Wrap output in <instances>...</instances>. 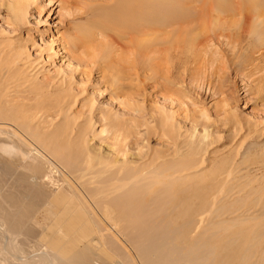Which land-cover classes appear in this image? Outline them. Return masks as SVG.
Segmentation results:
<instances>
[{
	"label": "rangeland",
	"instance_id": "374dc122",
	"mask_svg": "<svg viewBox=\"0 0 264 264\" xmlns=\"http://www.w3.org/2000/svg\"><path fill=\"white\" fill-rule=\"evenodd\" d=\"M13 1L0 0V64L5 65L4 62L9 61L8 58L11 57L10 53L13 54V49L15 51L21 50L22 44L27 41L25 51L31 55L32 59H38L41 51L44 52L43 61L39 65L42 70L41 76L44 74L54 79L70 76L75 82L72 87L75 91L86 86L85 93L87 97L101 107L94 117V131L97 137L91 134V138L94 137L92 144L95 147L100 144L99 147L103 146L102 148L105 150L107 144L104 141L101 142L99 133L107 128L105 119L112 117L110 123L119 128L118 131L120 132L117 133L120 134V139L122 141L126 139V142L131 143L130 154H133L132 157H137L140 150L138 148L146 150L148 144L151 145L152 150H160L166 147V151H170L168 154L171 155L173 154L171 150H174V146L171 149L173 144L169 145L165 140H159L153 136L148 138V134L144 131L147 129V123L152 125L156 120L162 119L165 108L168 111H173L176 114V119L180 121V129L184 137L181 138L183 148L179 149L181 151L179 153L182 154L179 159L181 162H157V164L169 170H174L177 166L184 169L193 167L197 169V173H192L194 177L188 175L175 181L171 191L167 193L161 190L162 184L160 183L157 187L159 191L154 190L152 193L147 192L141 198L140 195H137L138 197L135 196L134 199L121 201V203H125V201L131 200L130 206H133V208H129L125 205L116 210L121 226L127 230V232H124L127 233L128 237L126 238L137 243H150L152 240L148 241L143 236H137L139 232L134 229L135 224H140L138 227L163 228L170 223V226L168 225L170 228L178 226V228L183 229L184 237H186L183 240L185 243L198 242L200 244L199 247H196L199 251L194 252L193 258L201 260L205 264H225L226 262L238 264L241 258L243 260L245 257L246 264L250 262L259 264V260L260 264H263L264 242L259 238L260 234L264 232V220H262V225L260 224L264 214L258 208L250 209V204L260 206V202L264 203V58H257L260 55V52L254 49L257 46V39H253L254 42L246 46L243 51L233 49L226 38H221L220 41H210L207 46L201 47L202 50L198 51L194 62L185 68L180 67L178 71L174 68L169 78V63L166 60H158L157 63L155 61V66L148 62L144 63L138 51L135 54L125 53L126 51L120 45L125 46L128 39L122 38L119 43H114L111 37L102 36L103 31L99 26L101 21L99 23L83 15L85 11H88V7L85 6L86 3H89L90 6L96 3L108 4L109 1L107 0L64 1V3L69 4H61L55 2L56 0H36L30 7L27 21L23 24L19 23L20 27L16 23L13 7H11ZM203 1L200 0L202 3ZM222 17L226 16L222 15ZM120 24L114 20L105 27L109 34H115ZM90 32H92L95 41H86L85 46L73 51L69 56L68 52L65 51L67 41L74 37H82V33L84 36H90ZM85 40L83 39V41ZM262 41V44H264V39ZM99 42H101L103 50L101 57L107 59L100 61V63H98L99 55L93 56L89 50L91 45H99ZM159 57L160 54H157L156 58ZM10 62H12V57ZM80 70L89 72L87 76H90V78L88 77V79L86 75L83 76V72H80ZM5 78L0 72V87L6 81ZM113 87H117L118 95L112 94L111 89ZM68 90L72 91L71 88L60 90L61 96ZM87 97L83 96L85 99ZM15 99L19 100L18 98H12V100ZM111 109L113 111L110 113ZM86 110L87 106L81 108L78 105L74 112L81 115ZM121 128L124 132L121 131ZM109 129L111 130L109 135L112 137L117 128L110 127ZM51 135L56 141L57 137ZM207 135L209 136L207 137ZM54 140H52L53 145L49 147L52 148V152L60 147L62 153L55 152L57 155L65 154L66 159L72 161L81 154L82 150L80 148L76 149L77 145H71L73 147H70L66 144L67 141H63L58 146ZM106 141L109 144L114 143L111 140ZM94 152H97V149ZM201 157H204L206 162H183V159L190 160L191 158L198 159ZM29 158V153L26 154L25 159L22 158L19 161L16 158L7 156L0 144V192L11 191L12 185L9 184L11 174L4 171L7 166L15 175L22 176L24 174L25 176H34L41 179H47L46 175L50 170L55 179H61L59 181L61 184L64 178L61 173L62 168L66 169L71 163L68 161L55 162L57 165L54 164V167L49 165L48 168L46 164L41 162H29ZM69 168L71 169V167ZM221 169L223 171L233 170V173L226 178L227 184L234 191L228 199V204L226 203L222 208L224 212H231L226 221L231 223V221L236 220L243 223L242 226L239 225L234 228L230 236L249 230L252 235L247 240L241 238L231 242L230 238L232 237L228 235L227 237H224L226 236L224 235L217 238L210 232L212 228L209 224L204 226L205 230L207 226L210 228V230L207 229V236L196 238L193 235L192 237L191 229L197 224L200 217L206 218L210 215V208L207 207L211 205L210 203L216 195V192H214L215 186L220 184L219 187H221L223 185V175H219ZM167 194L170 195L168 196L170 199H167ZM153 196H156V199L159 198L161 203H151ZM69 199L68 196H60L59 203L56 205L50 202L49 207L35 209L32 213L38 215V219L43 224H47V221L54 217L55 221L51 225L53 228L47 231L48 234L54 231H62L65 236L72 235L74 240L71 243L73 245L64 244L54 248L58 250L61 258L75 260L74 253L79 250L80 246L88 244L96 248L97 244L95 240L90 239L92 237V239H95L96 234H94V226L88 218L87 213L89 212L77 206L62 208L66 207ZM69 202H71V199ZM155 206H158L159 209H154ZM162 206L166 207L163 208ZM247 207L248 209H246ZM136 208L139 210H136ZM229 208L233 210H229ZM163 209L167 210L164 211ZM239 209L245 210L240 211ZM146 212L152 215L150 217L138 216L140 213L146 215ZM255 213L256 215H254ZM93 216H95V221H99V223H102L105 219L103 212L96 211ZM69 217L72 219H69ZM132 218H135V221ZM248 224L250 225L247 226ZM55 225L58 226L54 227ZM102 225L106 228L108 226L104 222ZM56 228L58 230H55ZM30 230L37 231L34 227H31ZM85 233L89 234L90 238L86 237ZM139 234L142 235L141 232ZM109 238L107 239L108 247L101 248L99 250L100 255L89 259L88 264H118L119 258L127 262L130 261L126 257L121 245L122 242ZM55 239L59 240L61 238L56 236ZM177 241L180 242V237ZM20 242L27 250L26 255L34 253L38 249L39 243H42L33 232L28 236L24 235ZM160 242H162V239H160ZM119 243L122 249H119L121 247ZM2 247L3 240L0 239V248ZM260 247H262L263 252L260 251ZM244 253H246V256L243 255ZM219 254L221 255L219 256ZM250 254L253 256L252 259ZM228 255L231 257L229 258ZM255 255H257V258ZM224 256L226 257L224 258ZM247 257L250 260H246ZM0 264H2L1 261Z\"/></svg>",
	"mask_w": 264,
	"mask_h": 264
},
{
	"label": "bare ground",
	"instance_id": "6f19581e",
	"mask_svg": "<svg viewBox=\"0 0 264 264\" xmlns=\"http://www.w3.org/2000/svg\"><path fill=\"white\" fill-rule=\"evenodd\" d=\"M64 1L56 0L55 2L69 4L64 3ZM107 1H109L108 4L96 3L92 6L86 3L85 6L88 7V11H85L83 15L99 23L101 21L99 26H101L103 31L102 36L111 37L114 43H119L122 38L128 39L125 46L120 45L126 51L125 53L135 54L138 51L142 61L152 65L155 61L157 63L158 60H166L169 63V78L174 68L178 71L180 67L185 68L194 62L202 46H207L213 40L220 41L221 38H226L228 44L233 49H237V51H243L246 46L254 42L253 39H257V46L254 48L260 52L257 58H264V44H262L264 39V0H204L203 3L200 0ZM35 2L36 0H14L11 3L18 27H20L19 23L23 24L27 21L30 7ZM222 15L226 17H222ZM114 20L121 24L115 34H109L105 26ZM89 35L84 36L82 33V37H74L67 41L65 51L68 52L69 56L73 51L85 46L86 41H95L92 32ZM83 39L86 40L83 41ZM26 42L22 44L21 50L15 51L13 49L14 52L11 51L13 52V54L10 53L12 62H10L11 57H9L8 63L4 62L5 65L0 64V72H2L3 77H6V81L4 79L5 82L0 87V144L7 156L16 158L18 161L22 158L25 159L26 154L29 153L30 158L29 160L27 159L29 162H41L49 168V165L52 167L57 165L55 162L68 161L71 162L69 163L71 169L69 167L66 169L62 168L63 171L61 173L64 178L60 184L59 181L61 179H55L51 175L50 170V174L46 175L47 179H41L34 176H25L24 174L22 176L15 175L8 166L5 168L4 171L11 174L9 184L12 187L10 192H0V239L3 240V247L0 248L1 263L88 264L87 261L89 259L100 255L99 250L101 248L108 247L107 239L110 237L109 239L122 242L121 245L126 257L130 259L127 262L119 258L118 264H205L203 261L193 258L194 252L199 251L196 247H199L200 244L198 242L185 243L183 240L186 237H184L183 229L180 227L170 228L168 227V225L170 226L169 222H166L169 224H166L167 226L163 228H152L143 225H141L143 227H138L140 224H135L134 229L142 234L138 233L137 236H143L148 241L152 240L150 243H137L126 238L128 236L124 232H127V230L121 226L119 216L116 213L117 208L125 205L133 208V206H130L131 200L125 201V203L127 202L126 204L121 203V201L134 199L137 195H140L141 198L147 192L152 193L154 190L159 191L157 187L160 183L162 184L161 190L167 193L171 191L175 181L181 180L184 176H193L192 173H197V169L193 167L184 169L177 166L174 170H169L157 164V162H181L179 159L182 154L179 152H181L180 148L182 147L181 138L184 137L180 129V121L176 119V114L165 108L162 113V119L156 120L152 125L147 123V129L144 131L148 134V138L153 136L156 139L165 140L169 145L173 144L171 149L174 146V150H171L173 151L171 155L168 154L170 151H166V147L160 150H152L151 145L148 144L146 150L138 148L140 150L137 153V157H132L133 154H130L131 143L126 142V139L124 141L120 139L121 136L117 133L120 132L118 131L119 128L110 123L112 117L105 119L107 128L99 133L101 142L104 141L107 144L105 150L102 148L103 146L99 147L100 144L97 143L98 147H95L92 144L96 136L94 117L101 107L87 97L85 93L86 86H83L82 89L78 88L76 91L73 90L72 87L75 82L70 76L54 79L42 74V76L46 77L41 78L42 70L39 65L43 61L44 52L43 50L41 51L38 59H32L31 55L25 51L27 48ZM99 43V45L94 44L89 47L93 56L99 55L98 63L107 60L101 57L103 50L101 42ZM157 54H160L159 58H156ZM80 72H83V76L86 75L87 78H90V76H87L89 72L83 70H80ZM68 88H71L72 91L68 90L61 96L60 90ZM111 92L114 95H118L117 87H113ZM83 96L87 98L85 99ZM12 98H18L19 100L15 99V101ZM89 101L91 102L90 105ZM78 105L81 108L87 106V110L81 115L74 112ZM112 111L111 109L110 113ZM73 118L74 120H72ZM110 127L117 128L112 137L109 135ZM121 131L124 132L122 128ZM51 134L57 137L56 141ZM91 134L94 135L93 138H91ZM185 136L187 137V135ZM52 140L58 146L63 141H67L66 144L70 147H73L71 145H77L76 149L80 148L82 150L81 154L79 157L74 155L75 158L69 161L68 158L66 159L65 154H56L62 153L60 147L59 149L55 147L56 153L52 152V148L49 147L53 145ZM106 140L114 141V143L109 144ZM95 149H97V152H94ZM183 162L203 163L206 160L201 157L198 159L191 158L190 160L183 159ZM221 170L219 175H223V185L221 187H219L220 184L215 186L219 188L217 190L215 188L216 191L214 190V192H216V195L213 197L210 207H207L210 208V215L206 218L200 217L194 226L195 229L191 226L192 237L193 235L196 238L207 236L209 227L207 226L205 230L204 226L206 224L211 226L212 231L210 232L217 238L224 235H226L224 237L230 236L234 228L243 224L241 221L236 220L231 221V223L226 221L231 212H224L222 208L229 201L231 193H234L232 187L227 184L226 178L233 173V170ZM214 192L212 193L215 194ZM60 196H68L71 199V202H69V199L66 203V207H62L63 209L77 206L89 212L87 213L88 218L90 223L93 224L94 234H96L95 239H92L93 237L90 238L89 234L85 233L86 237L95 240L96 248L88 244L80 246L79 250L74 253L75 260L61 258L58 250L54 248L64 244L73 245L71 243L74 240L72 235L65 236L62 231H54L48 234L47 231L53 228L51 225L55 221L54 217L47 221V224H43L38 219V215L32 213L35 209L49 207L50 202L56 205L59 203ZM168 196L170 195L167 194ZM156 198V196H153L151 203H161V200ZM196 198L198 197L196 196ZM167 199L170 198L168 197ZM250 205V209L258 208L264 214V203L260 202V206L258 204ZM155 207L154 209H159L158 206ZM136 210L139 209L136 208ZM163 210L166 211L167 209ZM229 210L233 209L229 208ZM96 211L104 213L105 219L102 223H106L108 225L107 228L99 221H95V216L93 215ZM255 211L259 212L258 210ZM148 213L146 212V215L140 213L138 216L150 217L152 214ZM263 218H261V225ZM69 219L72 218L69 217ZM98 219L96 218V220ZM132 219L134 220L135 218ZM203 223L204 225H202ZM261 225L259 226L262 227ZM57 226L55 225L54 227ZM31 227L36 228L37 231H29ZM256 227L258 226L256 225ZM198 229L199 231H197ZM55 230L58 229L56 228ZM32 232L36 234L42 243H39V247L34 253L26 255L27 250L23 247L20 239L24 235H30ZM250 235L252 234L249 230L243 233L239 232L238 235L230 236L232 237L230 241L233 242L235 239L241 238L247 240ZM56 236L61 239L56 240ZM179 237L180 242H176ZM160 239H162L163 243L160 242ZM251 239L253 240V238ZM259 239L264 242V232L260 234ZM122 246L119 249H122ZM246 247L248 248V246ZM261 248L260 251L263 252ZM195 249L196 251H194ZM231 251L233 252V250ZM257 255L259 256V254ZM257 255H255L256 258ZM228 256L229 258L231 257L230 255ZM245 258L243 260L241 258L238 264H246ZM255 259H253L254 262H256ZM92 262L94 263V261ZM252 263L250 262L249 264ZM225 264L230 263L226 262Z\"/></svg>",
	"mask_w": 264,
	"mask_h": 264
}]
</instances>
